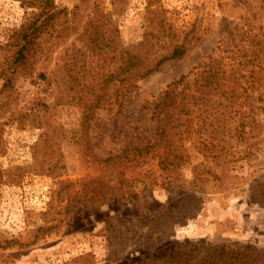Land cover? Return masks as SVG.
Wrapping results in <instances>:
<instances>
[{
    "label": "rangeland",
    "instance_id": "374dc122",
    "mask_svg": "<svg viewBox=\"0 0 264 264\" xmlns=\"http://www.w3.org/2000/svg\"><path fill=\"white\" fill-rule=\"evenodd\" d=\"M51 1L73 23L70 33L30 76H16L12 89L1 91L8 60L1 45L40 9L36 1L28 7L0 0V264H160L178 248L203 255L224 250L238 255L237 264H264V74L252 80L254 111L241 133L246 140L236 133L240 114H226L224 137L214 146L223 147L220 178L192 183L191 167L202 161L196 116L183 134L189 159L170 174L155 157L121 177L90 158L153 140L159 121L143 103L218 55L224 43L246 44L245 31L261 35L264 0H154L185 52L141 78L121 108L110 84V102L85 127L82 107L55 84L45 91L34 84L41 70L54 78L64 50L81 45L77 34L85 21L108 16L120 44L149 58L166 53L171 40H158V26L148 23V0Z\"/></svg>",
    "mask_w": 264,
    "mask_h": 264
},
{
    "label": "trees",
    "instance_id": "16d2710c",
    "mask_svg": "<svg viewBox=\"0 0 264 264\" xmlns=\"http://www.w3.org/2000/svg\"><path fill=\"white\" fill-rule=\"evenodd\" d=\"M35 1L39 12L26 18L1 45L2 59L8 58L2 68L5 77L1 82V91L12 89L16 76H30L37 62L47 60L54 46L70 33V24L73 23L65 17L66 14L60 16L61 10H57L51 0H22V3L29 7ZM155 4L156 1L148 0L146 9L153 13L148 23L154 21L158 26V40H171L166 53L149 58L142 56L133 46L123 47L117 40V29L110 18L95 14L85 21L77 34L81 45L73 44L64 50L61 56L64 60L54 78L51 79L46 71L41 70L35 73L34 84L39 86L42 83L45 86L42 91L55 84L67 100L82 107L80 124L83 127L87 126L97 108L110 102V84L115 87V101L121 108L124 99L137 88L141 78L156 70L165 60L179 57L185 52L183 43L176 39L175 30L165 23L161 9ZM244 33L249 34L245 37L246 44L242 43L243 40L232 45L224 43L218 55L174 79L153 100L143 103L142 107L159 121L158 134L153 140L130 144L105 159H99L92 153L90 158L116 170L117 176L121 177L129 169L141 166L148 157H155L162 171L170 174L176 166L189 159L183 150V134L189 117L196 116L201 125L196 147L202 154V161L191 167L192 183L203 184L220 178L216 164L222 173L223 147L214 151V146L224 137L226 114H240L236 133L239 140H246L248 137H243L241 133L245 120L254 111L252 80L264 74V32L261 35L249 31ZM234 46L236 49H230ZM10 96L11 91H8L7 101L13 100ZM171 222L169 220L167 223ZM167 234L171 235V232ZM238 258V255L231 257L224 250L219 253L209 250L203 255L196 253V249L186 251L178 248L160 264H237Z\"/></svg>",
    "mask_w": 264,
    "mask_h": 264
}]
</instances>
